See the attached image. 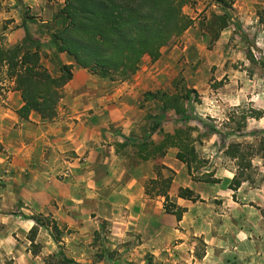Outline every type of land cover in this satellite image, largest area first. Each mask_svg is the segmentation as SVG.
<instances>
[{
  "label": "crops",
  "instance_id": "crops-1",
  "mask_svg": "<svg viewBox=\"0 0 264 264\" xmlns=\"http://www.w3.org/2000/svg\"><path fill=\"white\" fill-rule=\"evenodd\" d=\"M5 5L2 43L26 42L38 48L50 72L58 74V68H50L53 58L58 67L71 64L72 76L52 120L35 111L19 116L20 92L9 78L0 80V264H44L60 246L67 257L84 262V247L104 224L117 241L139 236L144 241L136 248H151L150 241L160 247L166 236H176L175 230L184 235L176 228L182 219L164 211L163 197L145 194L158 164L174 171L168 195L176 204L188 200L177 195L180 187L195 191L186 165L176 158L178 148L160 150L161 128L174 129L162 123L158 100L145 95L173 89L175 47H162L154 61L144 55L128 79L110 80L57 51L46 27L56 20V4L8 0ZM154 124L159 125L152 129ZM35 214L55 220L63 230L59 240L50 226L36 224ZM34 226L32 248L28 234Z\"/></svg>",
  "mask_w": 264,
  "mask_h": 264
},
{
  "label": "rangeland",
  "instance_id": "rangeland-1",
  "mask_svg": "<svg viewBox=\"0 0 264 264\" xmlns=\"http://www.w3.org/2000/svg\"><path fill=\"white\" fill-rule=\"evenodd\" d=\"M6 1L0 0V9ZM46 1L58 10L64 4ZM218 1L191 0L183 6L193 24L164 46L167 50L174 46L177 52L173 89L145 95L158 100L162 123L174 129L169 133L161 128V144L194 148L191 176L212 173L220 182L192 179L201 200L177 204L186 208L176 226L184 235L178 237L175 230L176 236H166L160 247L150 241L151 248H136L144 241L139 236L117 241L104 224L84 247V262L70 258L77 264H147L150 255L155 264H264V162L254 155L245 169L248 180L233 191L228 184L236 165L227 154L230 143L264 145V7L260 5V22L259 0H232L231 8ZM213 15L225 16L227 25L215 31L217 26L210 24ZM55 17L46 24L50 35L64 23L60 14ZM5 27L0 21V35ZM49 61L50 68H58L53 58ZM254 110L262 116L252 117ZM46 216L39 222L50 218ZM52 255L54 260L66 256L62 246Z\"/></svg>",
  "mask_w": 264,
  "mask_h": 264
},
{
  "label": "trees",
  "instance_id": "trees-1",
  "mask_svg": "<svg viewBox=\"0 0 264 264\" xmlns=\"http://www.w3.org/2000/svg\"><path fill=\"white\" fill-rule=\"evenodd\" d=\"M231 1L218 2L231 8ZM190 2L191 0H64L56 14L63 17L64 23L51 33V39L58 52H66L91 73L109 77L110 80H124L136 72L144 55H148L152 61L156 60L162 47L193 24L194 19L182 11L183 6ZM260 5L263 9L264 0H259L257 10L259 21L263 22ZM211 23L214 27L217 26L214 29L218 31L227 25V19L223 15H213ZM2 39L3 35H0V80L9 78L13 81V89L20 92L23 105L17 109L18 115L27 118L31 111H35L42 119L52 120L57 114L63 87L72 76L71 64L59 65L58 74H53L43 64L38 48L32 49L26 42L6 46ZM26 40L32 42L30 39ZM188 95L189 92L184 97ZM251 116L260 118L262 114L261 111L254 110ZM163 144L160 150L164 147ZM263 150L264 145L260 144H228L227 154L236 165L228 184L230 189L235 191L243 181L248 180L245 169L251 167L254 155H260L264 162ZM194 157L192 147L180 148L176 152V158L186 165L189 175H192L191 163ZM164 170L168 174H164ZM155 173L156 177L150 178L145 184V194L152 198L163 197L164 211L174 215L179 222L186 208L177 205L168 195L174 171L158 164L155 166ZM192 179L220 182V178L213 177L212 173ZM177 195L193 202L201 200L189 187H180ZM48 216L50 218L47 221L39 222L40 218L47 217L43 214H35L33 219L38 225L50 226L54 239L59 240L63 230ZM36 231L37 227L34 226L28 234L32 248L36 247ZM97 233L96 231L95 234ZM54 259L49 254L44 258V264H77L66 256ZM147 264H155L151 255Z\"/></svg>",
  "mask_w": 264,
  "mask_h": 264
}]
</instances>
